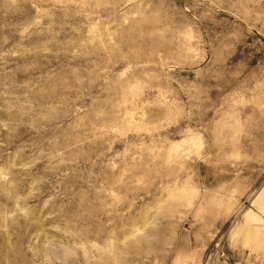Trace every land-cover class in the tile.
<instances>
[{
  "label": "rangeland",
  "instance_id": "rangeland-1",
  "mask_svg": "<svg viewBox=\"0 0 264 264\" xmlns=\"http://www.w3.org/2000/svg\"><path fill=\"white\" fill-rule=\"evenodd\" d=\"M263 185L264 0H0V264H264Z\"/></svg>",
  "mask_w": 264,
  "mask_h": 264
},
{
  "label": "crops",
  "instance_id": "crops-1",
  "mask_svg": "<svg viewBox=\"0 0 264 264\" xmlns=\"http://www.w3.org/2000/svg\"><path fill=\"white\" fill-rule=\"evenodd\" d=\"M252 199L253 202L251 203H253V208H249L253 210L255 214L253 230L257 231L259 236L255 237L254 239H246L242 236H239L237 231L241 229V224H243L241 223L242 220L240 218H235V214L230 217V215L222 211L216 215L214 220L211 219L210 221H206V224L211 225V230L214 229L217 231L218 229H221L223 226H225L221 238L216 239L215 246L212 248V250L222 245L221 248L223 249V252L230 257L246 253L251 255H259L264 258V185L261 186L258 192L254 193ZM249 216L252 217V214L250 213ZM200 240L201 254L199 253V257H202L204 253L207 252V249L210 246L212 247L214 241L213 236L207 234L202 236ZM220 242L222 243L221 245ZM213 254V251L210 252V256Z\"/></svg>",
  "mask_w": 264,
  "mask_h": 264
}]
</instances>
